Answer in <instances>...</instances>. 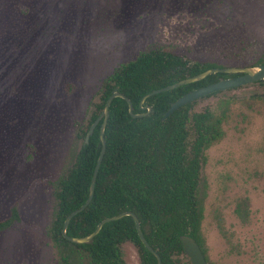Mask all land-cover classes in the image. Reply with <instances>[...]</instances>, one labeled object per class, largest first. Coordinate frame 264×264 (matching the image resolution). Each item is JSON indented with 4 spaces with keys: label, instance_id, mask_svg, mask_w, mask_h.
Segmentation results:
<instances>
[{
    "label": "rangeland",
    "instance_id": "obj_1",
    "mask_svg": "<svg viewBox=\"0 0 264 264\" xmlns=\"http://www.w3.org/2000/svg\"><path fill=\"white\" fill-rule=\"evenodd\" d=\"M154 44L244 66L264 46V0H0V264H59L52 181L102 80ZM263 93L251 82L193 100L222 120L199 173L208 264H264ZM119 251L138 264L129 242Z\"/></svg>",
    "mask_w": 264,
    "mask_h": 264
},
{
    "label": "trees",
    "instance_id": "obj_2",
    "mask_svg": "<svg viewBox=\"0 0 264 264\" xmlns=\"http://www.w3.org/2000/svg\"><path fill=\"white\" fill-rule=\"evenodd\" d=\"M250 49L242 65L264 63V46ZM211 67H221V64L193 56L189 50L182 53L154 44L146 46L133 59L119 63L102 80L97 100L91 103L86 123L79 130V147L66 169L52 181L55 204L48 231L58 249L59 264H124L119 246L126 241L135 248L139 264L156 262L140 241L129 215L103 223L86 243L71 242L60 231L65 216L87 196L100 148L101 119L86 142L84 135L114 87L128 98L133 113H143L147 106L150 110L145 115L132 117L123 98L111 99L103 128L105 149L92 196L82 210L71 216L66 235L84 236L102 218L131 211L139 222L143 238L158 254L161 264H178V257L184 255L179 240L182 234L196 241L206 260L199 232L202 219L199 173L205 159L204 149L222 135V120L207 107L193 111V101L163 119L161 116L171 101L188 90L235 74L210 73L199 80L149 95L142 102L140 99L152 89ZM11 212V217L16 215L14 209ZM11 220L9 217L0 220V231Z\"/></svg>",
    "mask_w": 264,
    "mask_h": 264
},
{
    "label": "water",
    "instance_id": "obj_3",
    "mask_svg": "<svg viewBox=\"0 0 264 264\" xmlns=\"http://www.w3.org/2000/svg\"><path fill=\"white\" fill-rule=\"evenodd\" d=\"M214 72H223V73L235 74V75L229 76V77H219L214 82H210L208 84L201 85L197 88L188 90L187 92L178 96L177 98H175L173 101H171L169 103L166 110L162 113L161 118L163 119L164 117L169 115L173 110L177 109L181 105H183L187 102L193 101L195 99H198L200 97H203L205 95H208L212 92H220L223 90H227L230 88L241 86L243 84H248V83L254 82V81L259 80V79H264V63H259V64L254 65V66H239V67L227 66V67L207 68V69H205V70H203L197 74H194L192 76H188V77L182 78L180 80H177L171 84H167V85H164L162 87L150 90L149 92H147L146 94H144L142 96V98L140 99V102H142L144 100V98L149 96V95H152L154 93H158L161 91L169 90V89H172L174 87H177V86L185 84V83H189V82L199 80V79L203 78L204 76H206L210 73H214ZM113 97H121L125 100V102L127 104V111L132 117H139V116L145 115L150 110V107L147 106L146 107L147 110L145 112L133 113L131 103L128 100V98H126L123 94L119 93L116 90V87L112 88L110 94L107 96V98L105 99V101L103 103L101 111L96 116V118L88 125L86 133L84 135V142H86L88 139V136L91 134L94 126L97 124L98 120L101 119V122L99 125V130H98L100 148H99V151H98V154L96 157V161H95V164H94V167L92 170V174L90 177L87 196H86L85 200L77 208H75L69 214H67L65 216V218L62 222L61 229H60L61 235L65 239H67L71 242H74V243H86V242H89L91 240V238L98 232L99 228L101 227V225L103 223L110 221V220L118 219L124 215H129L133 219L134 227H135L136 233H137L140 241L143 243L144 247L149 252H151L153 254V256L155 257V259H156L155 264H160V258L158 256V254L148 245V243L143 238V235H142L140 227H139V222H138L135 214L131 211H123V212H120L118 214L102 218L95 225L94 229L90 233H88L84 236L73 237V236H68L65 233L67 223H68L69 219L71 218V216H73L74 214H76L77 212L82 210L91 199L94 181H95V175H96L98 166L100 164V161H101V158L103 156L104 149H105V141H104V137H103V128H104V125H105V122L107 119V115H108V106H109V103ZM179 240L181 242L182 251L184 254H186L188 256L191 264H206L204 255L201 252L200 247L198 246V244L196 243V241L193 238H191L188 235L182 234L179 236Z\"/></svg>",
    "mask_w": 264,
    "mask_h": 264
},
{
    "label": "flooded vegetation",
    "instance_id": "obj_4",
    "mask_svg": "<svg viewBox=\"0 0 264 264\" xmlns=\"http://www.w3.org/2000/svg\"><path fill=\"white\" fill-rule=\"evenodd\" d=\"M230 76H233V75H230ZM226 77H229V76H226ZM259 80H261L263 83H264V79H259ZM216 81V80H215ZM258 80H256V81H254V82H257ZM214 82V81H213ZM208 84V83H207ZM205 85V84H204ZM263 95H264V93H263ZM205 96H207V95H205ZM196 100V99H195ZM127 242V241H126ZM124 243V242H123ZM130 243V242H129ZM131 244V243H130ZM132 245V244H131ZM133 246V245H132ZM135 249V248H134ZM136 251V250H135ZM183 252V251H182ZM184 254V253H183ZM121 258H122V256H121ZM179 259L181 258H184L186 261H187V263L188 264H191V262H190V260H189V258H188V256L186 255V254H184V255H180L179 257H178ZM123 259V258H122ZM123 261H124V259H123ZM155 261H156V259H155ZM206 261V260H205ZM161 262V261H160ZM156 263V262H155ZM180 263V260H179V262H178V264ZM124 264H126L125 263V261H124ZM138 264H139V258H138ZM161 264V263H160Z\"/></svg>",
    "mask_w": 264,
    "mask_h": 264
}]
</instances>
